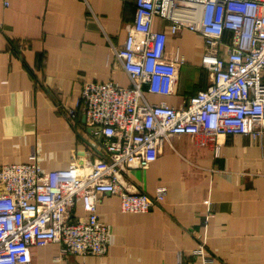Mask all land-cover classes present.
<instances>
[{"label": "crops", "instance_id": "obj_1", "mask_svg": "<svg viewBox=\"0 0 264 264\" xmlns=\"http://www.w3.org/2000/svg\"><path fill=\"white\" fill-rule=\"evenodd\" d=\"M135 15L136 0H0V167L32 154L45 171L105 157L103 137L67 110L86 82L130 85L112 47L124 45ZM153 29L166 32L168 54L179 50L186 63L174 94L147 99L180 107L210 82L204 38L173 34L158 17ZM121 183L149 195L164 187L167 196L149 212L124 213L120 198L105 194V256H62L58 243L36 244L29 264H181L180 256L204 264L193 256L201 248L209 264H264V148L253 137L172 135L149 168L129 170ZM76 212L84 215L80 204Z\"/></svg>", "mask_w": 264, "mask_h": 264}, {"label": "built area", "instance_id": "obj_2", "mask_svg": "<svg viewBox=\"0 0 264 264\" xmlns=\"http://www.w3.org/2000/svg\"><path fill=\"white\" fill-rule=\"evenodd\" d=\"M157 17L173 34L188 29L204 38L201 66L210 82L180 107L147 99L174 94L186 63L179 50L168 54L166 32L153 29ZM112 48L130 85L86 82L67 110L103 137L105 157L45 171L32 154L28 163L0 167V264H29L31 247L47 243L60 244L62 256H105L110 230L100 221L101 196L117 195L124 213L159 206L166 188L132 192L121 177L149 168L172 135H249L264 148V0H136L125 43ZM194 253L204 264L213 260L203 248ZM180 263L190 264L183 256Z\"/></svg>", "mask_w": 264, "mask_h": 264}, {"label": "water", "instance_id": "obj_3", "mask_svg": "<svg viewBox=\"0 0 264 264\" xmlns=\"http://www.w3.org/2000/svg\"><path fill=\"white\" fill-rule=\"evenodd\" d=\"M101 136V135H100Z\"/></svg>", "mask_w": 264, "mask_h": 264}]
</instances>
